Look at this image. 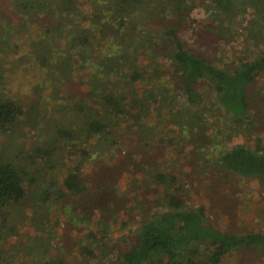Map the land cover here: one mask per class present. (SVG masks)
Returning <instances> with one entry per match:
<instances>
[{
	"label": "trees",
	"instance_id": "obj_1",
	"mask_svg": "<svg viewBox=\"0 0 264 264\" xmlns=\"http://www.w3.org/2000/svg\"><path fill=\"white\" fill-rule=\"evenodd\" d=\"M1 1L23 18L0 23V52L10 51L8 66L0 62V70L37 69L30 81L41 74L51 82L50 97L63 94L54 98L47 120L59 111L66 122L56 129L59 139L43 141L35 154L7 146L15 158L0 163V234L10 228L8 209L38 218L44 206L37 201L61 204L58 196L72 202L90 196L104 220L110 216L104 207L114 204L122 186L121 208L113 206L111 221L127 229L113 238L116 250L105 252L108 236L96 229L86 233L74 264H229L231 253L244 249L261 252L251 264H264V228L235 230L219 225L216 216L212 224L205 204L188 196L198 181L212 185L216 196L218 187L232 195L251 180L264 203V41L258 26L264 23V0H211L219 26L236 20L245 7L257 20L249 23L241 15L247 30L258 29L248 40L222 29L234 41L221 53L217 47L208 52L211 45L198 37L196 47L189 45L175 28L189 19L195 0ZM55 34L63 37L62 50L52 45ZM11 88L10 100H0V128L23 120L30 122L24 129L36 127L34 112L50 113L37 103L45 90L23 108ZM205 106L228 120L215 158L195 142ZM246 131L252 135L246 142H227V136ZM39 179L46 181V195L34 186ZM88 214L84 209L79 215ZM87 227L82 222L77 229Z\"/></svg>",
	"mask_w": 264,
	"mask_h": 264
},
{
	"label": "rangeland",
	"instance_id": "obj_2",
	"mask_svg": "<svg viewBox=\"0 0 264 264\" xmlns=\"http://www.w3.org/2000/svg\"><path fill=\"white\" fill-rule=\"evenodd\" d=\"M0 2V11H6L7 16L0 14L1 24L5 23L6 19L10 21V16L13 24H16L23 18L21 14L14 13V11L10 9V6H6L7 3L2 4L3 1L1 0ZM194 3V7L190 10L189 19H187L184 25H177L175 27L177 31L181 32L180 36L189 45L196 47L199 42L194 41V38L198 37L200 41L211 45L208 52H210L212 48L217 47V51L221 53L223 46H227L228 42L234 41L233 36H229L228 40L225 39V35H223L221 30L226 29V27L228 28V32L233 35L236 33V35L239 36V41L241 39L248 40L249 38L255 37L254 33L250 32H256L258 29L252 27L247 30L242 24L243 19H241V15L244 14L246 15L247 21L250 20L249 23H257V20L247 13L248 9L246 7L239 8L236 20L228 23L224 22L223 26H219V19L217 20V18L220 17V14L216 13L211 0H195ZM262 25H264V23L258 24L259 34H261L259 38L260 41H264V27H262ZM5 28L10 29V23ZM248 28L250 27L248 26ZM55 39L56 42L52 44L53 47H55L57 51L62 50L61 44L63 42V37L57 34ZM16 42L20 45V42L15 41V43ZM2 47L8 46L4 44ZM203 47L205 48V45H203ZM23 50L25 49L21 48L18 52L22 53ZM258 52V50H255V53ZM0 55L1 58L4 59L0 62L6 63L10 61V51L0 52ZM5 65L8 66V62ZM34 69V67H31V69L25 71L22 68L10 72L9 67V69L4 71L0 70V77H3L0 100H10L11 85V91L17 92L19 95L17 99L14 97V100H16L18 105L25 108L29 106V101L33 100L38 93L45 90L37 103L44 107V112H52L51 103L54 98L62 97L63 94L59 92L50 97L47 94L49 89L47 87H49L48 85L51 82L41 74L36 76L37 79L35 81H30V77L34 76L37 72V69ZM56 75L58 76V74ZM171 75L174 77L172 73ZM0 82H2V80H0ZM204 109L207 115L201 127L197 130V132H199V137L195 142L197 146L202 142L203 150L207 152L208 158H215L221 154L223 139H225L223 129H226L225 124L228 120L227 118L218 117V113L209 110L208 107ZM51 112L42 117L43 111L40 112L36 110L31 119L35 121L36 127L29 126L24 129L23 126L29 125L30 122L28 124L23 120L14 123L12 126L8 125V128H0V163H4L6 160L12 162L11 160L15 158V151L7 147L8 145L10 146V143H12L13 148H16V146L17 148L23 147L25 151L35 154V151L40 148V144L43 141L48 140L52 136L59 139L56 129L59 127V123L64 124L66 119L58 118L60 114L59 111H53L54 113L56 112L53 115L57 114L56 118L51 117L52 119L47 120L50 118V116H47L51 114ZM64 118L66 117L64 116ZM10 129L13 131V134ZM181 129L180 127L178 128L179 131ZM10 135L12 139H10ZM20 136H25L27 141H23ZM246 137H252L249 131H246L244 134L240 133L239 135L231 134L226 137V140L230 144H237L246 142V140H244ZM171 139L174 138L171 137ZM256 140L259 141L260 139L257 138ZM160 149L164 150L163 145ZM36 159L39 158L36 156ZM24 161L26 169L29 170V165L25 159ZM48 171L49 170H45L43 173L46 174ZM30 172L33 173L32 168ZM53 173L58 172L57 170H53ZM100 175H103L105 178L107 172H102ZM218 184L219 181H216V186H219ZM34 186L41 192L46 188V181L40 179L36 180ZM211 188L212 185L208 183L205 186L200 185L198 181L191 184L188 191V196L192 194L196 197V202H203V204H205L210 223L215 224L216 220L220 219L224 223L219 222V225L230 224L231 228L235 230L238 228L244 230H259L264 228V203L261 202L260 193L256 190L257 187L251 183V180H249L247 184L241 183L238 188L236 187L232 195L227 194L225 189L223 190L221 187H218V192H216L215 196L212 194ZM122 190V186L117 187L113 196L115 199L114 204H108L104 207V211L106 208L105 214L107 211L110 212V216L108 218L105 217L106 219L104 220L102 219V213L97 214L96 208L93 207L96 202L90 196L89 198L86 196L79 200H74L73 202L70 201L68 197L59 198L58 196L56 199L61 200V204H59V202H54L56 205L38 200V208L44 206L41 208V211L44 213L39 214L40 216L38 218H35L34 215L30 216L28 212L25 215H21L16 208L8 209L6 219H8L7 222L10 228L5 231L3 235L0 234V264H60L61 261H64L65 264H74L76 259L75 254L80 252V245L87 241V234L100 228L108 236V245L106 246L105 252L113 253L116 250L117 244L113 238L119 236L120 233H125L127 229L124 223H122L119 228L118 225L115 226L111 221V212L114 209L113 206L118 204L121 208L118 197L121 195ZM45 192L46 189L44 190V195H46ZM87 194L89 195L91 192L88 191ZM75 207H77V209H75ZM84 209L89 213L87 217L79 215L83 213ZM122 210L123 208L119 210L120 215L122 214ZM215 216L218 217V219ZM96 218H99V220L102 219V221H95ZM82 222L88 226L87 229L85 228L86 230L77 229V226ZM96 224H98V226ZM131 237L132 236L128 238L130 239ZM79 240L82 241L80 242ZM255 254L256 255H254V252L248 251L247 249L235 251L230 255L231 262L229 264H251L254 257H261V252Z\"/></svg>",
	"mask_w": 264,
	"mask_h": 264
}]
</instances>
